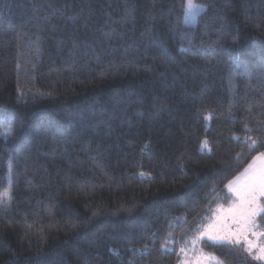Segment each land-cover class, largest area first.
<instances>
[{
    "label": "trees",
    "instance_id": "obj_1",
    "mask_svg": "<svg viewBox=\"0 0 264 264\" xmlns=\"http://www.w3.org/2000/svg\"><path fill=\"white\" fill-rule=\"evenodd\" d=\"M194 4L0 0V264H179L229 205L264 153V0Z\"/></svg>",
    "mask_w": 264,
    "mask_h": 264
},
{
    "label": "snow or ice",
    "instance_id": "obj_2",
    "mask_svg": "<svg viewBox=\"0 0 264 264\" xmlns=\"http://www.w3.org/2000/svg\"><path fill=\"white\" fill-rule=\"evenodd\" d=\"M186 10L194 16L197 6L188 0ZM261 156L264 158V154ZM226 187L232 197L231 202L227 207L218 205L209 222L192 239L193 246L205 238L213 243L226 241L240 244L243 241L242 246L250 255L255 250L253 259L264 261V232L260 231L264 225V167L257 170L249 165L241 176L230 181ZM257 238L260 239L259 243H256ZM204 259L207 257L201 253L197 257V264H203Z\"/></svg>",
    "mask_w": 264,
    "mask_h": 264
},
{
    "label": "rangeland",
    "instance_id": "obj_3",
    "mask_svg": "<svg viewBox=\"0 0 264 264\" xmlns=\"http://www.w3.org/2000/svg\"><path fill=\"white\" fill-rule=\"evenodd\" d=\"M192 2L194 3V0H192ZM188 4V0H186V5ZM196 5V4H195ZM197 6V10H196V13L194 16H191L187 13L186 11V16H185V23L186 24H192L195 22L196 20V17L199 13H201L203 11V8L196 5ZM205 147H203L204 149ZM206 149V148H205ZM264 154V153H262ZM249 165H252L253 169H259L260 167H264V158H262L261 154L257 155L250 163ZM249 165L246 167L248 168ZM245 168V169H246ZM245 169L239 174L237 175L232 181H234L237 177L241 176L242 173L245 172ZM229 184V183H228ZM227 184V185H228ZM226 185V186H227ZM225 197H231V195L229 194L228 192V189L227 187H225ZM224 197V198H225ZM224 198L221 197L220 201H225ZM232 198V197H231ZM226 199V198H225ZM228 206V205H227ZM226 207V206H225ZM215 212V211H214ZM214 214V213H213ZM195 237V236H194ZM193 237V238H194ZM189 239L187 242H186V248H184V251H182V258H181V261L179 264H197V257L203 253L204 257H207V259H204L203 260V264H216V262L219 263V261L213 256V255H210V254H207V253H204L202 252L200 249L197 248L198 244L196 246H193L192 244V239ZM249 239H252V237H249ZM202 240H207L206 238L205 239H202ZM211 242V241H210ZM260 242V239L257 238L256 239V243H259ZM199 243V242H198ZM213 243V242H212ZM216 244H235V243H229V242H217ZM243 245V241H241V243ZM252 257L254 255H256V252L255 250L253 251V253L251 254ZM258 261V260H257ZM260 262L261 264H264V261H258Z\"/></svg>",
    "mask_w": 264,
    "mask_h": 264
},
{
    "label": "crops",
    "instance_id": "obj_4",
    "mask_svg": "<svg viewBox=\"0 0 264 264\" xmlns=\"http://www.w3.org/2000/svg\"><path fill=\"white\" fill-rule=\"evenodd\" d=\"M261 231V230H260ZM216 264H218L217 262H216Z\"/></svg>",
    "mask_w": 264,
    "mask_h": 264
}]
</instances>
